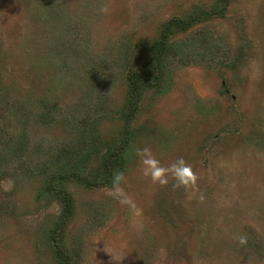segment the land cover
Segmentation results:
<instances>
[{"label": "rangeland", "instance_id": "374dc122", "mask_svg": "<svg viewBox=\"0 0 264 264\" xmlns=\"http://www.w3.org/2000/svg\"><path fill=\"white\" fill-rule=\"evenodd\" d=\"M0 264H264V0H0Z\"/></svg>", "mask_w": 264, "mask_h": 264}, {"label": "clouds", "instance_id": "9594fccd", "mask_svg": "<svg viewBox=\"0 0 264 264\" xmlns=\"http://www.w3.org/2000/svg\"><path fill=\"white\" fill-rule=\"evenodd\" d=\"M100 11L107 14L109 9L107 6L102 7ZM137 155L140 158L143 174L145 177L150 178L153 183H158L161 186H167L169 177L175 181L174 188L195 187L197 176L194 173L192 166L188 164L182 157L172 162L167 167L163 166L161 162L156 159L149 147L137 150ZM240 245L248 243L247 235L241 234L236 237Z\"/></svg>", "mask_w": 264, "mask_h": 264}, {"label": "trees", "instance_id": "16d2710c", "mask_svg": "<svg viewBox=\"0 0 264 264\" xmlns=\"http://www.w3.org/2000/svg\"><path fill=\"white\" fill-rule=\"evenodd\" d=\"M177 22H179V24L183 25V26H187L189 24H191L193 21L190 20V21H183V20H178ZM159 58V56H158ZM141 74V73H140ZM144 79L147 80V77H145L144 75ZM132 87H133V91H135L136 93L140 94V85H139V82L136 81V80H133L132 81ZM69 209H70V203L67 202L66 206H65V213H66V216L68 215L69 213Z\"/></svg>", "mask_w": 264, "mask_h": 264}]
</instances>
